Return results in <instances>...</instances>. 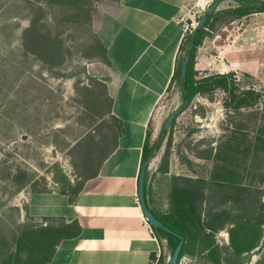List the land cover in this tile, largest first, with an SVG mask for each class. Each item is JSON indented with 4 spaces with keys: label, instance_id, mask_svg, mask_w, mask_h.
Masks as SVG:
<instances>
[{
    "label": "rangeland",
    "instance_id": "rangeland-1",
    "mask_svg": "<svg viewBox=\"0 0 264 264\" xmlns=\"http://www.w3.org/2000/svg\"><path fill=\"white\" fill-rule=\"evenodd\" d=\"M111 1L0 0V264L49 258L64 235L62 220L47 208L49 197L76 191L114 147L118 124L94 64L106 57L95 25ZM207 1L191 0L184 22ZM245 20L227 31L229 37ZM216 29L213 24L208 37ZM189 47L187 40L179 65ZM228 63L196 69V77L233 72L237 92H262L257 105L230 107L222 88L187 104L177 81L158 101L149 126L154 149L146 168L172 186L177 175L205 179L203 218L212 207L228 214L216 231L188 225L181 264H264V223L258 222L264 212V67L253 74L229 70ZM162 236L161 264H169L176 243Z\"/></svg>",
    "mask_w": 264,
    "mask_h": 264
},
{
    "label": "crops",
    "instance_id": "crops-1",
    "mask_svg": "<svg viewBox=\"0 0 264 264\" xmlns=\"http://www.w3.org/2000/svg\"><path fill=\"white\" fill-rule=\"evenodd\" d=\"M190 2L112 0L104 8L95 27L106 57L94 64L108 88L118 135L94 175L76 191L49 197L47 208L62 220L64 235L42 264H151L162 251L163 236L146 222L139 200V176L153 111L178 81L190 33L182 15ZM239 5L220 1L216 33L198 46L196 69H220L229 62V70L255 74L264 67V10L238 18L233 10ZM242 19L229 37L227 31ZM172 187L160 172L147 169V202L158 217L170 210Z\"/></svg>",
    "mask_w": 264,
    "mask_h": 264
},
{
    "label": "trees",
    "instance_id": "trees-1",
    "mask_svg": "<svg viewBox=\"0 0 264 264\" xmlns=\"http://www.w3.org/2000/svg\"><path fill=\"white\" fill-rule=\"evenodd\" d=\"M239 1H240L239 7L233 10V13L238 18L249 15L253 11L264 10V7H261L259 5L263 1L260 0H239ZM220 14H221L220 11L217 12L215 11L209 17L206 27L202 30L201 34L199 35L193 46H191V40L194 36V32L189 34V36L187 37V40H189V45H190L188 52H191V56L188 63L187 80L185 83V87L183 89L184 99L186 103L189 104L197 94L200 93L206 94L210 91H214L217 88H222L229 93L227 100L228 106L230 107L233 106L235 109H241L245 106H255L260 102L261 97L263 95L262 92L252 88L243 90L241 92H237V88L235 87V83H234L235 79L233 78V72L210 74L202 78L196 77L197 70L195 69V58H196L198 46L202 44L203 40L208 35V29L214 24V20L220 17ZM184 58L185 57H183L176 72V78L179 81V84L181 78L182 62ZM174 123L172 124V126L174 125ZM162 140L163 139L161 137L156 143V145H159ZM170 145H171V138H168L167 147H169ZM153 149L154 147H151L149 145V132H148V137L144 146L143 162L149 159ZM206 184L207 181L205 179L192 178L188 176L177 175L174 179L173 187L171 191L170 210L166 215L160 217V219L163 221V223L166 226L171 228L174 232L183 236L185 240L188 237L187 236L188 225H192L197 229H199L200 231H203L206 228L216 231L223 227V225L219 223L222 218L228 215L226 211H220L219 209L212 207L208 209V211L206 210L205 217L203 218L204 215L203 207L207 199ZM259 210L264 211V204L261 205V208ZM258 222L260 224L264 223V212L259 214ZM153 229L157 234L163 235V233H166L169 237H171L175 241L176 243L175 247H176V245L179 242V238L176 235L167 233L162 229H157L154 227Z\"/></svg>",
    "mask_w": 264,
    "mask_h": 264
},
{
    "label": "water",
    "instance_id": "water-1",
    "mask_svg": "<svg viewBox=\"0 0 264 264\" xmlns=\"http://www.w3.org/2000/svg\"><path fill=\"white\" fill-rule=\"evenodd\" d=\"M244 2V1H243ZM220 0H214V2L210 5V7L206 10V12L202 15L198 25L195 28L194 36L191 40V46L194 45L195 41L201 34L202 30L206 27L207 21L209 17L218 9ZM261 7H264V2L259 4ZM191 56V52H188L185 56L183 62H182V68H181V78H180V84L182 89L185 87V83L187 80V73H188V63ZM181 108L176 109L173 111L168 118L165 121L163 131H162V139L166 136L168 133L170 127L174 123V120L176 119L178 113L180 112ZM146 162H144V165L141 169L140 176H139V200L142 206V209L144 213L146 214V217L148 218L149 222L154 228L162 229L167 233L174 234L179 238V242L176 245L170 259L169 264H178L181 253L183 250L185 239L183 236L179 235L178 233L174 232L171 228L166 226L163 221L152 211V209L149 207L146 197Z\"/></svg>",
    "mask_w": 264,
    "mask_h": 264
},
{
    "label": "built area",
    "instance_id": "built-area-1",
    "mask_svg": "<svg viewBox=\"0 0 264 264\" xmlns=\"http://www.w3.org/2000/svg\"><path fill=\"white\" fill-rule=\"evenodd\" d=\"M214 2V0H208L205 4H203L202 2H198L201 6V9H199L197 12H195L194 14V18H192V22L191 23H186L185 22V30L189 31L190 33L195 31L196 26L198 25L200 18L202 17V15L206 12V10L210 7V5ZM208 7V8H207ZM182 20L184 21V19L182 18ZM146 222H149L148 218H146ZM162 256L163 253L160 250L155 258L152 260L151 264H161L162 263ZM184 261V258L181 256L179 263L181 264Z\"/></svg>",
    "mask_w": 264,
    "mask_h": 264
}]
</instances>
